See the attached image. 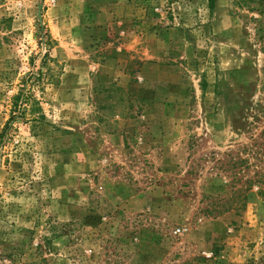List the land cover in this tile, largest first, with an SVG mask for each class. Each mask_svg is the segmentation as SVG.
Returning a JSON list of instances; mask_svg holds the SVG:
<instances>
[{
  "label": "rangeland",
  "instance_id": "obj_1",
  "mask_svg": "<svg viewBox=\"0 0 264 264\" xmlns=\"http://www.w3.org/2000/svg\"><path fill=\"white\" fill-rule=\"evenodd\" d=\"M0 264H264V0H0Z\"/></svg>",
  "mask_w": 264,
  "mask_h": 264
},
{
  "label": "trees",
  "instance_id": "obj_2",
  "mask_svg": "<svg viewBox=\"0 0 264 264\" xmlns=\"http://www.w3.org/2000/svg\"><path fill=\"white\" fill-rule=\"evenodd\" d=\"M210 1V0H209Z\"/></svg>",
  "mask_w": 264,
  "mask_h": 264
}]
</instances>
